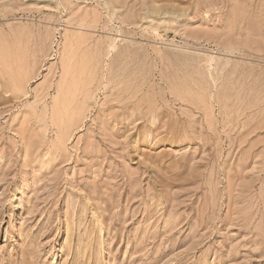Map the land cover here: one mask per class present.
Instances as JSON below:
<instances>
[{
  "label": "rangeland",
  "instance_id": "1",
  "mask_svg": "<svg viewBox=\"0 0 264 264\" xmlns=\"http://www.w3.org/2000/svg\"><path fill=\"white\" fill-rule=\"evenodd\" d=\"M0 264H264V0H0Z\"/></svg>",
  "mask_w": 264,
  "mask_h": 264
}]
</instances>
